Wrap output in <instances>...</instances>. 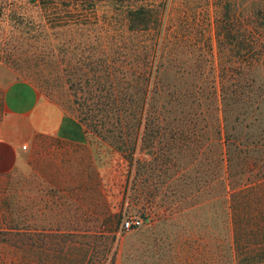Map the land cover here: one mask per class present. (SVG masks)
I'll return each instance as SVG.
<instances>
[{
	"label": "rangeland",
	"instance_id": "rangeland-1",
	"mask_svg": "<svg viewBox=\"0 0 264 264\" xmlns=\"http://www.w3.org/2000/svg\"><path fill=\"white\" fill-rule=\"evenodd\" d=\"M119 1L0 0V59L74 114L104 163V215L19 168L0 174V264H264V64L235 129L219 132L217 110L123 112L104 71ZM153 1L166 23L195 15L214 32L215 0ZM130 217L144 220L123 228Z\"/></svg>",
	"mask_w": 264,
	"mask_h": 264
},
{
	"label": "trees",
	"instance_id": "trees-1",
	"mask_svg": "<svg viewBox=\"0 0 264 264\" xmlns=\"http://www.w3.org/2000/svg\"><path fill=\"white\" fill-rule=\"evenodd\" d=\"M215 1L220 8L213 33L210 22L195 15L166 23L153 0L119 1L106 22L121 31L119 46L113 55L104 52L105 73L119 78L107 80L120 87L113 107L145 115L217 110L219 132L238 126L232 114L246 116L252 107L254 83L247 73L264 64V0H249L243 16L237 0ZM256 103L252 111L260 108Z\"/></svg>",
	"mask_w": 264,
	"mask_h": 264
},
{
	"label": "crops",
	"instance_id": "crops-1",
	"mask_svg": "<svg viewBox=\"0 0 264 264\" xmlns=\"http://www.w3.org/2000/svg\"><path fill=\"white\" fill-rule=\"evenodd\" d=\"M91 145L74 114L0 59V174L19 168L82 212L104 215V163H92Z\"/></svg>",
	"mask_w": 264,
	"mask_h": 264
},
{
	"label": "built area",
	"instance_id": "built-area-1",
	"mask_svg": "<svg viewBox=\"0 0 264 264\" xmlns=\"http://www.w3.org/2000/svg\"><path fill=\"white\" fill-rule=\"evenodd\" d=\"M143 220H144V218H142V217H130V218H126L122 222V227L125 228V229L132 228L134 226L140 225L143 222Z\"/></svg>",
	"mask_w": 264,
	"mask_h": 264
}]
</instances>
